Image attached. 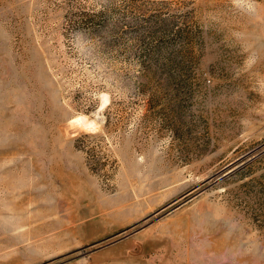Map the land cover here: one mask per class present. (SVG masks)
<instances>
[{"label": "rangeland", "instance_id": "1", "mask_svg": "<svg viewBox=\"0 0 264 264\" xmlns=\"http://www.w3.org/2000/svg\"><path fill=\"white\" fill-rule=\"evenodd\" d=\"M0 264H264V0H0Z\"/></svg>", "mask_w": 264, "mask_h": 264}, {"label": "clouds", "instance_id": "2", "mask_svg": "<svg viewBox=\"0 0 264 264\" xmlns=\"http://www.w3.org/2000/svg\"><path fill=\"white\" fill-rule=\"evenodd\" d=\"M241 2H242V0H233L234 5H237V6H238ZM249 10H251V9L249 8Z\"/></svg>", "mask_w": 264, "mask_h": 264}, {"label": "bare ground", "instance_id": "3", "mask_svg": "<svg viewBox=\"0 0 264 264\" xmlns=\"http://www.w3.org/2000/svg\"><path fill=\"white\" fill-rule=\"evenodd\" d=\"M77 120H78L79 122H83V119H81V118H78Z\"/></svg>", "mask_w": 264, "mask_h": 264}]
</instances>
